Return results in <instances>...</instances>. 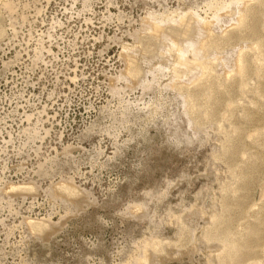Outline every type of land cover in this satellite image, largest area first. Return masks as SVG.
Masks as SVG:
<instances>
[{
  "label": "rangeland",
  "instance_id": "obj_1",
  "mask_svg": "<svg viewBox=\"0 0 264 264\" xmlns=\"http://www.w3.org/2000/svg\"><path fill=\"white\" fill-rule=\"evenodd\" d=\"M32 1L39 12L32 5L25 9L29 22L15 37L2 20L4 14L0 17L5 30L0 40V184L36 179L48 186L69 173L76 185L92 192L98 206L70 219L48 243L31 237L26 254L7 245L18 239L6 240L0 223L3 263L19 264L25 257L34 264H100L99 259L123 264L134 245L153 234L170 243L156 256L158 264H220L218 241L211 248L201 239L215 216L228 221L218 237L227 234L229 241L248 243L240 250V264H264V69L256 70L261 63L254 61L253 46L264 42V6L254 5L259 11L251 17L254 26L250 22L263 40H256L249 29L233 30L235 17L227 19L228 14L214 28L217 36L233 34L216 48L219 53L209 49L202 60L215 67L212 95L205 99L192 89L208 116H187L184 98L177 89H165L171 76L163 74L150 82L154 87H137L121 96L136 104L129 124H122L116 121L122 119V105L109 93L110 81L124 69L121 47L134 44L135 32L142 37L140 20L148 11H200L207 0ZM238 52L250 62L243 78L234 66ZM182 80L188 85L194 79ZM29 129H35L30 139ZM116 144L121 152L113 158ZM67 147L72 158L62 156ZM99 147L102 155L95 149ZM47 158H55L58 166L37 177L42 173L37 163ZM114 189L119 195L112 201L108 195ZM147 193L167 195L155 202ZM60 203L56 206L42 195L32 214L57 212ZM139 203H146L145 217L128 218V206ZM198 208L204 215L192 220ZM3 216L7 224L13 220ZM176 217L181 224L174 223Z\"/></svg>",
  "mask_w": 264,
  "mask_h": 264
},
{
  "label": "bare ground",
  "instance_id": "obj_2",
  "mask_svg": "<svg viewBox=\"0 0 264 264\" xmlns=\"http://www.w3.org/2000/svg\"><path fill=\"white\" fill-rule=\"evenodd\" d=\"M248 1L250 0H207L203 7L200 8V11L197 9H187L185 11L175 9L174 11H163L161 13H156L155 11L151 10L148 11L146 15L140 20L141 28L139 30L141 33H143L142 37L138 38L137 35L139 32H135L132 37L134 44H126L121 47L122 50L119 58L121 60V64L124 65V69L122 66L121 70L123 71L118 73L116 78L114 76L112 77L115 78L113 79V84L110 81L111 84L109 87V93L114 98L118 99L120 102L119 106L122 105V111H118V115L121 116L122 119L117 118L116 121L122 124H129V117L132 114L131 107H136V104L124 102L121 96L126 95L129 90L132 91L137 87V89L140 88L142 91L148 89L149 85L152 82H155L154 77L163 74H168L171 76L170 82L166 84L165 89H177L181 93L182 98H184L183 100L187 106L185 108L187 116H194L196 118L200 114L208 116V112L204 110L205 107H201L199 106L200 104H196L198 98L196 97L195 93L192 92V89L197 88L199 94L202 95L203 93L205 99H208L209 95H212V91L214 90L215 84L217 83L214 81L216 79L212 77L215 69L214 64H208L206 60H202L207 58V50L214 49L216 52H218L216 48L224 43L225 40L233 34L232 32L227 33V31L221 36L215 35L216 33L214 34V28L222 23L224 14H228L227 19L229 15L231 18L235 17V21H231L235 25L233 30H237L238 28H243L246 30L249 29L252 31L250 32L252 33L251 35H253L257 40L256 36L259 37L258 35L260 33L257 35V33L252 30L253 28L256 29L257 25L256 27H253L254 23L251 22V17L253 16L254 18L255 15L258 14L257 11H259V8H256L255 6H264V0H252L254 4H250ZM29 5L34 6V11H36L35 13L39 12L37 7L34 5V1L32 0H0V17L3 14L4 17H6L2 20H6L9 29H12L11 36L13 34V37H15L20 27L29 22L25 12V9L27 11ZM201 12H203V15ZM253 18L252 21H255ZM250 22L253 26L250 24ZM256 24L260 25L258 22ZM257 30H259V28H257ZM4 34L5 30L0 27V40ZM259 38L262 39L261 37ZM243 40L246 41V39ZM243 40L242 42H244ZM242 42L240 41V43ZM261 42L263 43L262 45ZM261 42L257 40V42L253 43L255 51L252 49L255 54L254 61L261 63H259L260 65H258L256 69L258 72L264 69V64L262 63V61H264V42ZM189 55L193 57V60L189 59ZM220 56L221 55L219 54L218 57L220 58ZM247 58H249L247 54L238 52V56L236 59H234V66L236 65V74L242 78L246 75V73L249 71L248 69L250 68V62ZM221 59L222 60H218H220L219 62L223 65L224 62L222 61L224 59L223 57ZM218 60H216V62ZM254 65H256L255 62ZM191 69L194 71L190 76H188ZM147 74H149V76ZM146 75L148 77H152L151 81L147 79ZM199 75L200 77L198 78ZM182 77H188L189 80H194L187 85L185 83L189 82L182 80ZM228 77L229 75L226 76V78ZM152 86L150 85L149 88ZM210 113L212 112L210 111ZM30 118L31 117L27 118L28 121H30ZM27 132L30 139L33 137L32 134L35 133V129L32 131L29 129ZM107 132L109 133V131ZM47 133L48 131H45V134ZM87 133H90V131ZM110 135L113 136V134ZM113 137L117 138L115 136ZM37 140H41V138H38ZM129 142L130 140L128 142L125 141L124 143ZM120 147L121 146L119 144L115 145V153L113 158L120 155ZM69 148L70 147L65 149L63 148L64 151H62V156L67 158L72 154L71 151H69ZM234 148L235 147L232 149ZM236 148L234 150H236ZM95 149L99 155H102L103 151L100 149V147L99 149ZM229 151L233 152L231 148ZM229 151L227 152L230 153ZM109 159L111 160V158ZM37 165L42 171V173L37 174V177L48 176L49 172L53 171L55 167L58 166L55 158L44 159V161L38 162ZM71 170L74 171L72 168ZM74 179L75 178H73L72 175H69L68 173V175L60 177L58 182H50L48 186H43L40 182L36 181V179H26L19 183H13L11 181L5 180L4 183L0 184V214L4 213L7 215V217L13 219L7 224L5 222L7 218L3 216V218L0 219V223L4 228L6 240H9L10 238H14L15 240L18 239L17 242H7L9 247L15 246V249H22L20 252L26 254L31 248V237H35L36 240L41 244L48 243L54 235L64 231L63 229L70 219H75V217L90 207L98 206V201L94 198L92 192L87 188L76 185ZM42 195L45 198L51 200V202L56 206L61 201L60 206L57 208V212H46L44 215L33 216L32 213L35 211L33 210L35 208V200L40 198ZM118 195L119 189H114V191L109 193L108 199L111 198L113 201L117 199ZM166 195L167 193H147V196L150 198V200L155 202L164 199ZM106 201H104V203H107ZM227 208V206H224L222 211H226ZM147 209L146 203H139L134 207L129 205L126 210L127 214H129L127 217L137 220L143 219L146 215ZM55 215H57V218L53 219ZM203 215L204 213L202 209H193L191 214L192 217L190 218L193 220L194 217H202ZM218 218L219 217L215 218L214 216L210 219V227L204 230L201 239L211 248H216L217 246L213 242L214 240L218 241V247L220 248V251L218 252L217 258H219L220 264H240L242 260L240 250L245 248L248 243H235L234 241H229L227 234H220L221 236L218 237L217 232L221 230L220 227L228 222L227 221L223 223L220 220L221 218ZM174 220V223L181 224L182 222L178 217H176ZM195 237L197 238V236ZM169 245L170 243L167 244L166 242L165 244L152 234L149 238L143 239L134 245V253L123 264H158V259L156 256L164 251V249L169 247ZM4 251V249L1 250L2 255H0V264H4L1 259L5 256ZM99 263L105 264L103 259H99ZM19 264L34 263L25 259V257H22Z\"/></svg>",
  "mask_w": 264,
  "mask_h": 264
}]
</instances>
